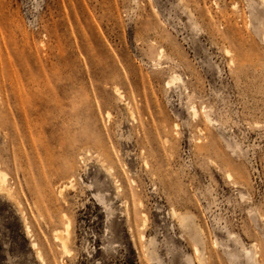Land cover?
I'll use <instances>...</instances> for the list:
<instances>
[{"label": "rangeland", "instance_id": "obj_1", "mask_svg": "<svg viewBox=\"0 0 264 264\" xmlns=\"http://www.w3.org/2000/svg\"><path fill=\"white\" fill-rule=\"evenodd\" d=\"M0 167V264H264V0H0Z\"/></svg>", "mask_w": 264, "mask_h": 264}, {"label": "bare ground", "instance_id": "obj_2", "mask_svg": "<svg viewBox=\"0 0 264 264\" xmlns=\"http://www.w3.org/2000/svg\"><path fill=\"white\" fill-rule=\"evenodd\" d=\"M160 51H161V55H162L163 49L161 48ZM174 78H176V77H172L171 80L173 81ZM172 81H169V82H172ZM192 109H193V107H192ZM193 111H195V108L193 109ZM112 169H113L112 165H110V168L108 166H106L107 171H110ZM8 179H9L8 178V172L0 167V192L6 193L11 198L16 199L15 201L17 202V204L21 206L22 201L16 197V194L14 193L11 185L9 184ZM74 180H75L74 175L73 174L70 175L69 181H68L70 186L74 185ZM61 192L62 191L60 189V193ZM171 212H172L173 216L178 215L175 207H171ZM62 217H63V222H62L63 224L61 226H57V227L53 228L52 239L58 243V245L61 248V251L63 253H69V251H70L69 244H70L71 236H72V232H71V229H72L71 226L72 225H71L70 217L66 213H64ZM179 219H180L181 223H183V220H184L183 217L180 216ZM25 221H26V229L31 236V245L35 249L36 256L39 260L42 261L43 264H45L44 256L42 254V251L39 249L38 241L35 239L34 235L31 232V226L28 223L27 217L25 218ZM145 222H146V218H142L141 224L145 225ZM193 223H194V221H193ZM192 229L196 232L198 240L204 243L203 237H202L203 236L202 228H200L199 226H197L194 223L192 226ZM143 236H144V233H141V237H143ZM143 245H145V244H143ZM194 250L199 255L200 261H202L200 246L196 243H195ZM246 255L249 256V259L252 261V264H263L260 260L255 259L254 254L252 253V250H248Z\"/></svg>", "mask_w": 264, "mask_h": 264}]
</instances>
